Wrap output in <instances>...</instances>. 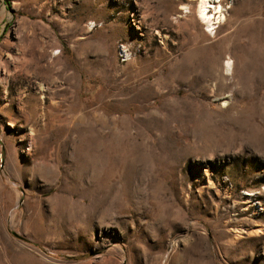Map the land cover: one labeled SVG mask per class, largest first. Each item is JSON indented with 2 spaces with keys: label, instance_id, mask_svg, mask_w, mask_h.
<instances>
[{
  "label": "rangeland",
  "instance_id": "374dc122",
  "mask_svg": "<svg viewBox=\"0 0 264 264\" xmlns=\"http://www.w3.org/2000/svg\"><path fill=\"white\" fill-rule=\"evenodd\" d=\"M199 1L0 0V264H264V0Z\"/></svg>",
  "mask_w": 264,
  "mask_h": 264
},
{
  "label": "bare ground",
  "instance_id": "6f19581e",
  "mask_svg": "<svg viewBox=\"0 0 264 264\" xmlns=\"http://www.w3.org/2000/svg\"><path fill=\"white\" fill-rule=\"evenodd\" d=\"M206 4H207V0H200L197 12L201 16V18H203L207 22V26H210L213 23L218 22L219 20L215 21V22L211 21L212 19H215V17L213 15L212 16L208 15V11H207L208 9L206 10V8H207ZM216 12L219 13L218 16L216 17V19L220 18L222 20L223 19V15L221 14L220 8Z\"/></svg>",
  "mask_w": 264,
  "mask_h": 264
}]
</instances>
